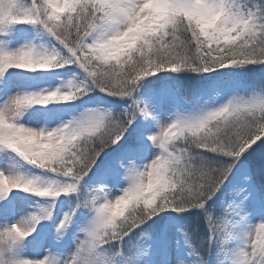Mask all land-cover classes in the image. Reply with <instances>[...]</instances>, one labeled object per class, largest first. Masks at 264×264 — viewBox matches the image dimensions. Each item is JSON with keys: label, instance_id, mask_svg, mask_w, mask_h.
Segmentation results:
<instances>
[{"label": "snow or ice", "instance_id": "obj_1", "mask_svg": "<svg viewBox=\"0 0 264 264\" xmlns=\"http://www.w3.org/2000/svg\"><path fill=\"white\" fill-rule=\"evenodd\" d=\"M0 264H264V0H0Z\"/></svg>", "mask_w": 264, "mask_h": 264}, {"label": "rangeland", "instance_id": "obj_2", "mask_svg": "<svg viewBox=\"0 0 264 264\" xmlns=\"http://www.w3.org/2000/svg\"><path fill=\"white\" fill-rule=\"evenodd\" d=\"M55 83H60V79L59 78H56V80H55ZM34 200V199H33ZM65 210H67V207H66V205H63V206H61L60 208H59V210L58 209H56V211L54 212V215L56 214V213H62L63 211H65Z\"/></svg>", "mask_w": 264, "mask_h": 264}, {"label": "trees", "instance_id": "obj_3", "mask_svg": "<svg viewBox=\"0 0 264 264\" xmlns=\"http://www.w3.org/2000/svg\"><path fill=\"white\" fill-rule=\"evenodd\" d=\"M257 143H259V141H257ZM253 147H255V145H254ZM33 199H34V200H39L40 198H35V197H33ZM61 199H62V197L59 198V199L57 200V205H56V208L54 209V212L56 211L58 205L60 204V200H61Z\"/></svg>", "mask_w": 264, "mask_h": 264}]
</instances>
